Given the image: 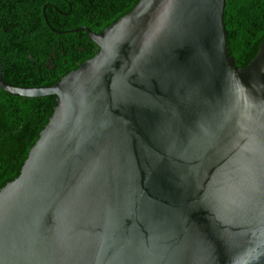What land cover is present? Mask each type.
<instances>
[{"label": "water", "instance_id": "obj_1", "mask_svg": "<svg viewBox=\"0 0 264 264\" xmlns=\"http://www.w3.org/2000/svg\"><path fill=\"white\" fill-rule=\"evenodd\" d=\"M226 0H139L52 85L0 189V264H264V41L229 52Z\"/></svg>", "mask_w": 264, "mask_h": 264}, {"label": "trees", "instance_id": "obj_2", "mask_svg": "<svg viewBox=\"0 0 264 264\" xmlns=\"http://www.w3.org/2000/svg\"><path fill=\"white\" fill-rule=\"evenodd\" d=\"M139 0H0V57L15 86L52 85L93 57L100 32ZM229 52L246 66L264 41V0H226ZM57 105L56 95L24 97L0 87V189L15 179Z\"/></svg>", "mask_w": 264, "mask_h": 264}]
</instances>
